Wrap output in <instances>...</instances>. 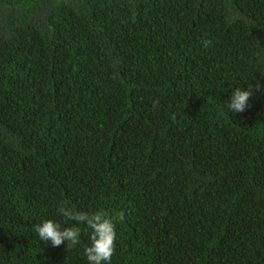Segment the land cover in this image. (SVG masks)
I'll return each mask as SVG.
<instances>
[{
    "label": "trees",
    "instance_id": "16d2710c",
    "mask_svg": "<svg viewBox=\"0 0 264 264\" xmlns=\"http://www.w3.org/2000/svg\"><path fill=\"white\" fill-rule=\"evenodd\" d=\"M61 206L125 213L111 264H264V0H0V264H88Z\"/></svg>",
    "mask_w": 264,
    "mask_h": 264
},
{
    "label": "clouds",
    "instance_id": "9594fccd",
    "mask_svg": "<svg viewBox=\"0 0 264 264\" xmlns=\"http://www.w3.org/2000/svg\"><path fill=\"white\" fill-rule=\"evenodd\" d=\"M210 41H204L203 46L208 47ZM253 85L249 84L248 90L242 87H234L227 101L230 113H242L248 106L249 99L254 95ZM257 91L261 89L259 82L256 83ZM65 221H73L74 226L61 228L60 224L52 220H44L34 225V230L40 241L51 243L52 247H59L66 243V249L75 247L80 242L81 229L79 224H84L89 229V246L85 248L84 255L88 264H111L112 257L116 252V221H123V211L109 213L104 209L92 212H79L72 208L61 206L58 209Z\"/></svg>",
    "mask_w": 264,
    "mask_h": 264
}]
</instances>
